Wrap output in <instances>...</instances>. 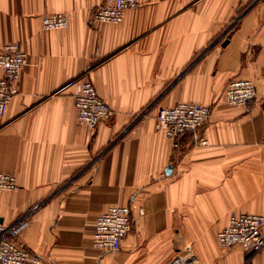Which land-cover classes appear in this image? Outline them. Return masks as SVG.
I'll use <instances>...</instances> for the list:
<instances>
[{"label":"crops","instance_id":"1","mask_svg":"<svg viewBox=\"0 0 264 264\" xmlns=\"http://www.w3.org/2000/svg\"><path fill=\"white\" fill-rule=\"evenodd\" d=\"M104 1L0 0V49L28 56L0 117V172L18 182L0 195V224L25 219L17 240L42 264H264V250L216 240L231 212L264 217V0H138L93 28ZM59 13L67 27L43 30ZM84 74L112 110L95 130L74 105ZM231 79L255 85L247 108L225 102ZM182 102L210 108L206 147L186 134L174 148L155 129L157 110ZM114 205L131 229L100 252L95 220Z\"/></svg>","mask_w":264,"mask_h":264},{"label":"built area","instance_id":"2","mask_svg":"<svg viewBox=\"0 0 264 264\" xmlns=\"http://www.w3.org/2000/svg\"><path fill=\"white\" fill-rule=\"evenodd\" d=\"M140 6L138 0H105L92 13L90 26L118 24L126 11ZM68 20L64 14H47L41 19L44 30L64 29ZM28 64V56L18 42L7 43L0 49V117H3L17 92L20 74ZM225 102L235 108H247L256 100L257 93L252 81L231 79L223 93ZM74 105L78 121L91 130L109 119L112 110L98 95L93 83L82 78L74 94ZM211 110L208 106L182 102L173 107L159 108L155 114V129L165 134L174 148H179L181 137L189 134L194 145L206 147L208 142L201 136V129L207 123ZM18 187L14 175L0 172V194L15 191ZM130 208L126 205L108 207L95 220L91 237L92 247L100 252L114 253L131 229ZM264 217L253 213L231 212L227 225L216 235L218 245L223 249L240 247L247 256H255L264 250ZM27 225L21 219L10 226L0 225V264H42L40 257L16 241ZM169 264H185L176 257Z\"/></svg>","mask_w":264,"mask_h":264},{"label":"rangeland","instance_id":"3","mask_svg":"<svg viewBox=\"0 0 264 264\" xmlns=\"http://www.w3.org/2000/svg\"><path fill=\"white\" fill-rule=\"evenodd\" d=\"M92 13H93V12H92ZM59 14H62V13H59ZM44 15H47V14H44ZM44 15H43V16H44ZM64 15H65V14H64ZM91 15H92V14H91ZM91 15H90V16H91ZM43 16H42V17H43ZM65 16H66V15H65ZM66 18H67V17H66ZM123 18H124V17H123ZM41 19H42V18H41ZM89 19H90V17H89ZM121 22H122V21H121ZM106 24H107V23H106ZM108 24H110V23H108ZM97 26H98V25H97ZM41 27H42V26H41ZM91 27H92V26H91ZM95 27H96V26H94L93 28H95ZM42 29H43V28H42ZM64 29H65V28H64ZM43 30H44V29H43ZM58 30H61V29H58ZM0 72H1V71H0ZM82 78H87V77H86V74H84L83 76L80 77V79H82ZM80 79H78V81H79ZM87 79H89V78H87ZM89 80H90V79H89ZM90 81H91V80H90ZM91 82H92V81H91ZM3 173H5V172H3ZM8 174H9V173H8ZM11 175H12V174H11ZM16 179H17V178H16ZM17 184H18V182H17ZM17 188H18V187H17ZM11 192H13V191H11ZM3 193H4V192H3ZM3 193H1V194H3ZM1 194H0V195H1ZM0 225H2V226H6V225H3V224H0ZM12 225H13V224H12ZM7 226H10V225H7ZM20 235H21V234H20ZM19 237H20V236H19ZM19 237H18V238H19ZM18 238H17V239H18ZM17 239H16V241H18ZM20 243H21V242H20ZM25 247H26V246H25Z\"/></svg>","mask_w":264,"mask_h":264},{"label":"water","instance_id":"4","mask_svg":"<svg viewBox=\"0 0 264 264\" xmlns=\"http://www.w3.org/2000/svg\"><path fill=\"white\" fill-rule=\"evenodd\" d=\"M226 43H227V40L223 43V46L226 45ZM170 169H171V168H170V166H169V167L167 168V171H170Z\"/></svg>","mask_w":264,"mask_h":264}]
</instances>
